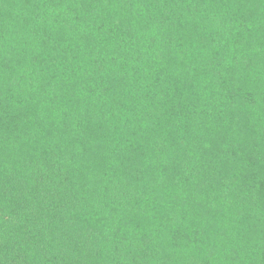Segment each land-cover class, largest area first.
Segmentation results:
<instances>
[{
	"label": "trees",
	"instance_id": "obj_1",
	"mask_svg": "<svg viewBox=\"0 0 264 264\" xmlns=\"http://www.w3.org/2000/svg\"><path fill=\"white\" fill-rule=\"evenodd\" d=\"M0 264H264V0H0Z\"/></svg>",
	"mask_w": 264,
	"mask_h": 264
}]
</instances>
